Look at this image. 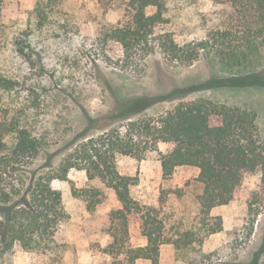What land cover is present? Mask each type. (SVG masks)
I'll return each mask as SVG.
<instances>
[{"label":"trees","instance_id":"obj_1","mask_svg":"<svg viewBox=\"0 0 264 264\" xmlns=\"http://www.w3.org/2000/svg\"><path fill=\"white\" fill-rule=\"evenodd\" d=\"M5 0H0V15ZM221 9L202 33L181 39L168 0H126L121 17L105 26L93 42L95 54L106 64L134 73L146 69V61L158 54L170 66L191 67L211 54L226 69L250 68L264 49V0H210ZM62 0H38V23L56 13ZM153 9L152 12H149ZM43 22H42V21ZM2 34V25H0ZM32 33L26 29L12 38L13 56H24ZM0 42V54L3 50ZM263 82L262 77L258 78ZM28 75L0 64V256L19 242L28 251L50 254V264H64L55 233L68 219L62 193L52 186L67 180L70 170H85L87 184L72 187L76 198L93 211L107 203L111 190L120 206L108 213L104 232L108 242L102 252L104 264H136L148 260L160 264L161 248L170 244L178 260L188 264H217V251L203 247L213 234L224 229L223 217L213 209L230 203L247 174L262 173L264 195V141L257 113L205 97L181 99L171 108L137 116L146 97L119 102L115 119L125 124L105 128L99 135L85 136L56 167L34 166L45 149V139L31 129L30 118L39 93ZM41 103H38V105ZM167 145L166 150L160 144ZM155 155L161 162L162 186L157 204L137 200L132 187L137 175L121 173L119 158L145 159ZM199 170L183 187L174 183L178 167ZM261 192L248 201L243 226L246 238L264 209ZM136 222L147 240L134 246L130 225ZM3 264V263H1Z\"/></svg>","mask_w":264,"mask_h":264},{"label":"rangeland","instance_id":"obj_2","mask_svg":"<svg viewBox=\"0 0 264 264\" xmlns=\"http://www.w3.org/2000/svg\"><path fill=\"white\" fill-rule=\"evenodd\" d=\"M126 0H62L59 9L43 24L36 11L38 0H5L0 15L3 50L0 64L20 75H28L36 85L30 89L39 93L30 99L37 107L30 122L34 133L42 136L45 149L35 162L36 167H56L70 152L73 143L85 136H96L105 128L125 124L123 117L114 118L119 102L139 97L137 116L162 112L181 99L205 97L236 105L257 113L264 141V49L259 59L247 70L224 68L212 56L204 55L191 67H173L160 55L146 61L143 72L124 71L106 64L94 52L93 42L105 26L121 17L120 8ZM174 18L172 29L179 38L191 39L202 33L209 19L220 15L219 6L210 0H168ZM150 9L149 12H152ZM31 30L30 39L22 46L31 55L13 56L9 48L12 38ZM262 77L263 82L258 78ZM38 103H41L38 105ZM161 150L167 145L160 144ZM120 171L137 175L133 196L147 204H157L162 186L161 162L155 155L145 159L129 156L119 158ZM195 167H179L174 183L183 187L197 175ZM88 181L85 170H70L67 180H54L52 186L62 193L68 219L55 233L64 264H104L110 257L102 252L108 242L103 231L108 213L120 206L114 193L107 192V203L93 211L84 200L76 198L72 187L83 188ZM262 173L247 174L235 198L213 209L223 217L224 229L213 234L204 244V251H217V264H264V209L255 223L252 236L246 238L243 226L248 216V201L262 191ZM262 196L264 198L263 192ZM131 242L142 245L146 238L136 222L130 225ZM50 264V254L28 251L16 242L11 251L0 256V264ZM136 264H151L138 260ZM160 264H188L178 260L172 245L161 248Z\"/></svg>","mask_w":264,"mask_h":264},{"label":"crops","instance_id":"obj_3","mask_svg":"<svg viewBox=\"0 0 264 264\" xmlns=\"http://www.w3.org/2000/svg\"><path fill=\"white\" fill-rule=\"evenodd\" d=\"M182 167H189V166H182ZM179 168V167H178ZM198 172H199V170H198ZM198 172H197V174H198ZM197 176V175H196ZM147 241V240H146ZM147 244V242H144L142 245H146ZM164 246V245H163Z\"/></svg>","mask_w":264,"mask_h":264}]
</instances>
